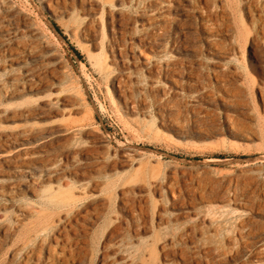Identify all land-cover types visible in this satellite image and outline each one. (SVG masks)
I'll use <instances>...</instances> for the list:
<instances>
[{"label":"rangeland","instance_id":"374dc122","mask_svg":"<svg viewBox=\"0 0 264 264\" xmlns=\"http://www.w3.org/2000/svg\"><path fill=\"white\" fill-rule=\"evenodd\" d=\"M0 19V264H264V0Z\"/></svg>","mask_w":264,"mask_h":264},{"label":"bare ground","instance_id":"6f19581e","mask_svg":"<svg viewBox=\"0 0 264 264\" xmlns=\"http://www.w3.org/2000/svg\"><path fill=\"white\" fill-rule=\"evenodd\" d=\"M72 1V0H71ZM146 1V0H145ZM65 2V1H64ZM68 2H70V1H68ZM67 2V3H68ZM148 2V1H147ZM91 3V2H90ZM163 3V2H162ZM48 4H49V2H48ZM88 4V3H87ZM105 4V3H104ZM125 5V4H124ZM150 5V4H149ZM163 6V5H162ZM93 7V6H92ZM115 7V6H114ZM142 7V6H141ZM147 8V7H146ZM157 9V8H156ZM96 10V9H95ZM98 10V9H97ZM213 10V9H212ZM41 13H42V10H41ZM113 13V12H112ZM13 14V13H12ZM119 14V13H118ZM121 14V13H120ZM98 15V14H97ZM96 15V16H97ZM168 15V14H167ZM126 16V15H125ZM210 16V15H209ZM8 17V16H7ZM10 17V16H9ZM94 17V16H93ZM11 18V17H10ZM88 18V17H87ZM90 18V17H89ZM17 19V18H16ZM95 19V18H94ZM0 20H2V19H0ZM92 20V19H91ZM90 20V21H91ZM96 20V19H95ZM148 20V19H147ZM162 20V19H161ZM22 22V21H21ZM153 22V21H152ZM8 23H10V21L8 22ZM15 23V22H14ZM2 24V23H1ZM20 24V23H19ZM122 24V23H121ZM4 25V24H3ZM5 25H7V24H5ZM112 25V24H111ZM14 26H17V25H14ZM13 26V27H14ZM113 26V25H112ZM18 28V27H17ZM16 28V29H17ZM75 28V27H74ZM84 28V27H83ZM122 28V27H121ZM132 28V27H131ZM204 28V27H203ZM10 29V28H9ZM34 29V28H33ZM1 30V29H0ZM35 30V29H34ZM82 30V29H81ZM12 31V30H11ZM18 31V30H17ZM110 31H112V30H110ZM119 31H121V30H119ZM9 32H10V30H9ZM8 32V33H9ZM19 32V31H18ZM26 32V31H25ZM30 32V31H29ZM32 32V31H31ZM37 32H38V30H37ZM124 32V31H123ZM5 33V32H4ZM80 33V32H79ZM113 33V32H112ZM120 33V32H119ZM26 34V33H25ZM34 34H36V33H34ZM122 34V33H121ZM120 34V35H121ZM152 34H153V32H152ZM164 34V33H163ZM2 35V34H1ZM22 35V34H21ZM36 35H38V34H36ZM7 36V35H6ZM13 36V35H12ZM124 36V35H123ZM120 37V36H119ZM123 38V37H122ZM155 38V37H154ZM6 40V39H5ZM10 40V39H9ZM115 40V39H114ZM1 42V41H0ZM19 42V41H18ZM31 42V41H30ZM112 43V42H111ZM7 44V43H6ZM20 44H22V43H20ZM20 44H19V47H20ZM24 44V43H23ZM114 45V44H113ZM130 45V44H129ZM4 46V45H3ZM6 46V45H5ZM25 46V45H24ZM31 46V45H30ZM134 46V45H133ZM151 46V45H150ZM15 47V46H14ZM35 47V46H34ZM130 47V46H129ZM6 48V47H5ZM12 48V47H11ZM25 48V47H24ZM114 48H115V46H114ZM131 48V47H130ZM3 49V48H2ZM120 49V48H119ZM125 49V48H124ZM8 50V49H7ZM19 50V49H18ZM111 50V49H110ZM9 51V50H8ZM7 51V52H8ZM21 51V50H20ZM128 51V50H127ZM136 51V50H135ZM23 52V51H22ZM35 52V51H34ZM53 52V51H52ZM1 53H2V50H1ZM10 53V52H9ZM125 53V52H124ZM112 54H113V52H112ZM121 54V53H120ZM137 54V53H136ZM1 55V54H0ZM11 55V54H10ZM114 55V54H113ZM130 55V54H129ZM221 55V54H220ZM9 56V55H8ZM136 56V55H135ZM140 56V55H139ZM143 56V55H142ZM4 57V56H3ZM21 57V56H20ZM132 57V56H131ZM8 58V57H7ZM22 58V57H21ZM121 58V57H120ZM135 58V57H134ZM8 60H9V58H8ZM14 60V56L13 57H10V61H13ZM22 60V59H21ZM123 60H125V59H123ZM19 61V60H18ZM133 61V60H132ZM140 61V60H139ZM7 62V61H6ZM126 62V61H125ZM141 62V61H140ZM147 62V61H146ZM158 62V61H157ZM5 63V62H4ZM3 63V64H4ZM133 63V62H132ZM131 63V64H132ZM135 63V62H134ZM144 63V62H143ZM10 64H12V62L10 63ZM146 64V63H145ZM5 65V64H4ZM130 65V64H129ZM135 65H136V63H135ZM7 66V65H6ZM135 67V66H134ZM134 67H133V69H134ZM168 68V67H167ZM22 69V68H21ZM25 69V68H24ZM32 69V68H31ZM139 69V68H138ZM144 69V68H143ZM7 70H10V69H6V72H7ZM37 70V69H36ZM146 70V69H145ZM149 70V69H148ZM26 71V70H25ZM135 71V70H134ZM28 72H29V70H28ZM27 72V73H28ZM136 72H137V69H136V71H135V74H136ZM140 72H142V71H140ZM166 72V71H165ZM173 72V71H172ZM138 73V72H137ZM22 74V73H21ZM20 74V75H21ZM138 74H140V73H138ZM1 76V75H0ZM23 76H25V75H23ZM20 77V76H19ZM140 77V76H139ZM149 77V76H148ZM26 78V77H25ZM31 78V77H30ZM150 78V77H149ZM175 78V77H174ZM18 79V78H17ZM20 79V78H19ZM21 80V79H20ZM29 80H31V79H29ZM41 81V80H40ZM173 81V80H172ZM24 82V81H23ZM29 82V81H28ZM140 82V81H139ZM154 82V81H153ZM162 82V81H161ZM175 84V83H174ZM16 85V84H15ZM157 87V86H156ZM151 88V87H150ZM172 90V89H171ZM9 91V90H8ZM43 91V90H42ZM13 92V91H12ZM54 93V92H53ZM14 94V93H13ZM60 95V94H59ZM51 97V96H50ZM61 98V97H60ZM70 98V97H69ZM34 102V101H33ZM2 103V102H1ZM8 104V103H7ZM31 105V104H30ZM2 107V106H1ZM56 112V111H55ZM60 112V111H59ZM3 113V112H2ZM62 113V112H61ZM54 115V114H53ZM243 123V122H242ZM30 131V130H29ZM78 131V130H77ZM6 132V131H5ZM67 133V132H66ZM69 133V132H68ZM11 137V136H10ZM14 138V137H13ZM5 140V139H4ZM100 140H102V139H100ZM99 140V141H100ZM95 141V140H94ZM103 141V140H102ZM12 143V142H11ZM68 144V143H67ZM2 145V144H1ZM40 145V144H39ZM52 146V145H51ZM31 147V146H30ZM2 149V148H1ZM37 150V149H36ZM3 151V150H2ZM68 152V151H67ZM75 152V151H74ZM8 153V152H7ZM63 153V152H62ZM18 154V153H17ZM58 155V154H57ZM19 156V155H18ZM29 157V156H28ZM66 157V156H65ZM73 157V156H72ZM13 159V158H12ZM35 159V158H34ZM33 159V160H34ZM74 160V159H73ZM13 161H14V159H13ZM4 162V161H3ZM22 162V161H21ZM53 162V161H52ZM134 162V161H133ZM51 163V162H50ZM56 163V162H55ZM4 164V163H3ZM53 164V163H52ZM57 164V163H56ZM24 165V164H23ZM10 166V165H9ZM12 166V165H11ZM72 166V165H71ZM256 166V165H255ZM30 167V166H29ZM1 168V167H0ZM3 168V167H2ZM250 169V168H249ZM1 170V169H0ZM260 170V169H259ZM8 171V170H7ZM13 171V170H12ZM16 171V170H15ZM21 171H22V169H21ZM9 172V171H8ZM7 172V173H8ZM23 172V171H22ZM29 172V171H28ZM258 172V171H257ZM2 173V172H1ZM10 173H11V171H10ZM9 173V174H10ZM25 173V172H24ZM78 173V172H77ZM4 174H5V172H4ZM3 174V175H4ZM13 174V173H12ZM19 174V173H18ZM76 174V173H75ZM264 174V173H263ZM25 175V174H24ZM31 175H33V174H31ZM58 176V175H57ZM61 176V175H60ZM15 177V176H14ZM85 177V176H84ZM87 177V176H86ZM7 178V177H6ZM11 178V177H10ZM10 178H9V182H11L10 181ZM264 178V177H263ZM47 179V178H46ZM54 179V178H53ZM252 179V178H251ZM8 180V179H7ZM13 180V179H12ZM254 180V179H253ZM31 181H32V179H31ZM36 181V180H35ZM0 182H2V181H0ZM4 182V181H3ZM8 182V183H9ZM5 183V182H4ZM12 183H14V182H12ZM49 183V182H48ZM2 184V183H1ZM30 185V184H29ZM101 185V184H100ZM246 186V185H245ZM247 187V186H246ZM237 188V187H236ZM11 190V189H10ZM218 190V189H217ZM250 190V189H249ZM252 190V189H251ZM14 191V190H13ZM13 191H11V193L13 192ZM260 191H261V189H260ZM263 191V190H262ZM23 192V191H22ZM7 193V192H6ZM5 193V194H6ZM260 193V192H259ZM8 194V193H7ZM262 194H263V192H262ZM250 195V194H249ZM234 196V195H233ZM219 198H221V197H219ZM234 198V197H233ZM257 198H258V196H257ZM222 199V198H221ZM230 199V198H229ZM3 200V199H2ZM224 200V199H223ZM228 200V199H227ZM80 201V200H79ZM86 201V200H85ZM148 201V200H147ZM3 202V201H2ZM101 202V201H100ZM106 202V201H105ZM256 202V201H255ZM259 202V201H258ZM80 203H82V202H80ZM232 203V202H231ZM264 203V202H263ZM1 204V203H0ZM75 204V203H74ZM73 204V205H74ZM72 205V206H73ZM243 206V205H242ZM259 206V205H258ZM232 207H235V206H232ZM14 208V207H13ZM244 208V207H243ZM246 208V207H245ZM251 208V207H250ZM258 208V207H257ZM259 208H260V206H259ZM264 208V207H263ZM261 209V208H260ZM80 210V209H79ZM245 210H247V209H245ZM256 210V209H255ZM254 210V211H255ZM235 211H236V209H235ZM257 212H259V210H256ZM30 212V211H29ZM78 212V211H77ZM81 212V211H80ZM145 212V211H144ZM232 212V211H231ZM237 212V211H236ZM238 212H239V209H238ZM243 212V211H242ZM30 213H32V212H30ZM74 213V212H73ZM230 213V212H229ZM234 213V212H233ZM248 213H249V211H248ZM255 213V212H254ZM252 214V213H251ZM237 215V214H236ZM241 215H242V213H241ZM71 216V215H70ZM243 216H246V215H243ZM12 217V216H11ZM28 217V216H27ZM72 217V216H71ZM240 217V216H239ZM242 217V216H241ZM73 219V218H72ZM241 219V218H240ZM253 219V218H252ZM251 219V220H252ZM246 220V219H245ZM17 221V220H16ZM64 222V221H63ZM243 222V221H242ZM232 223V222H231ZM245 223H247L246 221H245ZM229 224V223H228ZM6 225V224H5ZM241 225V224H240ZM56 226V225H55ZM65 226V225H64ZM251 226V225H250ZM261 226V225H260ZM224 227V226H223ZM249 227V226H248ZM259 227V226H258ZM7 229V228H6ZM83 229V228H82ZM238 229V228H237ZM236 229V230H237ZM255 229V228H254ZM261 229H263L262 227H261ZM221 230V229H220ZM239 231H240V229H238ZM246 230V229H245ZM5 231V230H4ZM233 231V230H232ZM247 231V230H246ZM257 231V230H256ZM6 232H8V231H6ZM15 232V231H14ZM48 232V231H47ZM241 232V231H240ZM253 232V231H252ZM258 232H259V230H258ZM248 233V232H247ZM262 233V232H261ZM12 234V233H11ZM78 234V233H77ZM223 235V234H222ZM245 235V234H244ZM14 236V235H13ZM68 236V235H67ZM233 236V235H232ZM248 236V235H247ZM84 237V236H83ZM216 237V236H215ZM10 238H11V236H10ZM235 239H237V238H235ZM240 239V238H239ZM48 240V239H47ZM252 240V239H251ZM76 241V240H75ZM239 241V240H238ZM238 241H236V242H238ZM1 242V241H0ZM34 242V241H33ZM40 242V241H39ZM58 242V241H57ZM71 242V241H70ZM235 242V243H236ZM239 242H241V241H239ZM263 242V241H262ZM64 243V242H63ZM121 243V242H120ZM124 243V242H123ZM234 243V242H233ZM234 243V244H235ZM248 243V242H247ZM238 244V243H237ZM61 245V244H60ZM66 245V244H65ZM75 245V244H74ZM226 245V244H225ZM240 245V244H239ZM245 245V244H244ZM248 245V244H247ZM48 246V245H47ZM81 246V245H80ZM232 245H230V247H231ZM234 246V245H233ZM250 246V245H249ZM252 246V245H251ZM250 246V247H251ZM260 246V245H259ZM54 247V246H53ZM62 247V246H61ZM229 247V246H228ZM248 247V246H247ZM246 247V248H247ZM249 247V248H250ZM56 248V247H55ZM72 248V247H71ZM220 248V247H219ZM224 248V247H223ZM238 248V247H237ZM252 248V247H251ZM263 248V247H262ZM18 249V248H17ZM40 249H41V247H40ZM215 249V248H214ZM217 249V248H216ZM221 249V248H220ZM220 249L218 250V251H220ZM241 249V248H240ZM243 249H244V247H243ZM31 250V249H30ZM51 250V249H50ZM67 250V249H66ZM65 250V251H66ZM75 250V249H74ZM73 250V251H74ZM123 250V249H122ZM222 250H224V249H222ZM221 250V251H222ZM226 250V249H225ZM238 250V249H237ZM2 251V250H1ZM24 251V250H23ZM49 251V250H48ZM69 251V250H68ZM124 251V250H123ZM236 251V250H235ZM255 251V250H254ZM26 252V251H25ZM41 252V251H40ZM64 252V251H63ZM227 252V251H226ZM238 252V251H237ZM242 252V251H241ZM250 252V251H249ZM36 253V252H35ZM50 253V252H49ZM232 253V252H231ZM14 254V253H13ZM31 254V253H30ZM34 254V253H33ZM52 254V253H51ZM55 254V253H54ZM70 254V253H69ZM228 254V253H227ZM238 254V253H237ZM264 254V253H263ZM23 255V254H22ZM72 255V254H71ZM79 255V254H78ZM32 256V255H31ZM67 256V255H66ZM214 256V255H213ZM217 256V255H216ZM218 256H220V255H218ZM224 256H225V254H224ZM254 256H256V255H254ZM15 257V256H14ZM30 257V256H29ZM52 257V256H51ZM54 257V256H53ZM79 257H80V255H79ZM222 257V256H221ZM220 257V258H221ZM234 257V256H233ZM13 258V257H12ZM39 258V257H38ZM71 258V257H70ZM75 258V257H74ZM248 258V257H247ZM1 259V258H0ZM32 259V258H31ZM224 258L222 257V260H223ZM54 260V259H53ZM74 260V259H73ZM225 260V259H224ZM260 260V259H259ZM49 261V260H48ZM51 261V260H50ZM75 262V261H74ZM258 262V261H257ZM257 262H256V264H257ZM245 263V262H244ZM243 263V264H244ZM263 263V262H262ZM82 264V263H81ZM227 264V263H226Z\"/></svg>","mask_w":264,"mask_h":264},{"label":"trees","instance_id":"16d2710c","mask_svg":"<svg viewBox=\"0 0 264 264\" xmlns=\"http://www.w3.org/2000/svg\"><path fill=\"white\" fill-rule=\"evenodd\" d=\"M54 24V26H55V28H56V30H58L59 32H60V30H59V28H58V26L55 24V23H53ZM75 52L79 55V53H78V51L77 50H75ZM80 56V55H79Z\"/></svg>","mask_w":264,"mask_h":264}]
</instances>
